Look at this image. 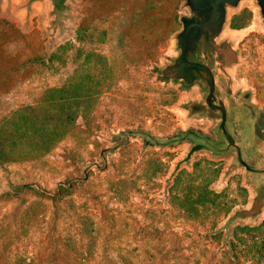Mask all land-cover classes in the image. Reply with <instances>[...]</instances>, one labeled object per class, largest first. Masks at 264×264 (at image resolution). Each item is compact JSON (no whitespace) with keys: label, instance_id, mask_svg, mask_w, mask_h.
<instances>
[{"label":"rangeland","instance_id":"1","mask_svg":"<svg viewBox=\"0 0 264 264\" xmlns=\"http://www.w3.org/2000/svg\"><path fill=\"white\" fill-rule=\"evenodd\" d=\"M190 14L186 0H0V130L49 87L88 73V93L103 85L76 108L77 126L50 153L22 160L39 145V129L28 126L37 133L28 141L18 119V137L0 141V264H66L75 204L96 222L87 264L118 255L132 264H264V173L246 170L235 148L225 149L218 121L192 109L202 89L160 75L179 55L181 17ZM224 40L238 50L237 63L216 62L232 93L229 109L237 119L246 117L243 104L263 111L264 15L255 0L227 7ZM67 41L65 65L27 62ZM230 129L244 160L264 168V141L247 123ZM69 183L62 199L35 192L52 197ZM35 205L37 216L27 219Z\"/></svg>","mask_w":264,"mask_h":264},{"label":"trees","instance_id":"2","mask_svg":"<svg viewBox=\"0 0 264 264\" xmlns=\"http://www.w3.org/2000/svg\"><path fill=\"white\" fill-rule=\"evenodd\" d=\"M104 34L105 33L102 34L103 37H105ZM79 38L83 39V37ZM70 47L71 42L67 41L64 44L59 45L46 60H42L40 57H33L27 62L39 61L40 64L52 69L58 64L60 66L65 65L67 61V52ZM91 74L92 73H88L86 77L82 76L84 79L79 82H72V80L69 79L61 86L49 87L46 89L43 96L39 97L35 103L22 105L19 109L13 112L10 118L4 117L3 123L4 125L8 124V127L0 130V141L6 145L8 139L18 137V128L16 127V123L14 121L15 119H18L22 122V126L24 127V129L21 127V137L28 141H32L34 139L31 135L37 134L31 129L29 130L28 126L31 127L37 125L39 129V145L35 150L30 148L24 150L23 153H21L22 160L31 161L50 153L58 143L72 134L74 126H77V120L80 115L76 112V108L79 109L86 103L91 102V100L97 97L99 92H101V88L103 86L102 83L98 85L100 87L98 90L90 89L88 93L86 79L89 76H94ZM199 146L195 147V149L200 148ZM5 147L0 151V157L6 156ZM11 149L12 151H10L7 156H14L16 146H11ZM24 186L26 185H21L20 188L22 189ZM74 186V183H69L68 185L61 184L58 186L56 195L52 197H49L50 195L48 196L45 191L37 190L35 192L41 197L56 200L70 195ZM26 187L33 189L29 186ZM9 194L11 195V193ZM79 207L83 208V206H78L76 204L73 205V213L70 214L74 220V224L77 226L75 229L76 236L73 238L66 237L64 246L68 252L62 249L63 254L66 256L68 255V258H64L66 259V264H69L71 261H74V264L77 262V264H80L83 262L82 260H91L94 258V254L96 252L98 242L96 222L90 213L80 211ZM34 208H36V205L27 206L24 213L27 219L37 216ZM22 224L24 226L30 225L28 221L27 223ZM123 250L130 251L128 248H122L121 251ZM118 256L120 260L114 261L108 259L106 260L107 264H132L123 255ZM59 258L61 260L63 257ZM25 261L19 258L17 259V264H28L24 263ZM82 264L87 263L83 262Z\"/></svg>","mask_w":264,"mask_h":264},{"label":"flooded vegetation","instance_id":"3","mask_svg":"<svg viewBox=\"0 0 264 264\" xmlns=\"http://www.w3.org/2000/svg\"><path fill=\"white\" fill-rule=\"evenodd\" d=\"M196 21L198 19L192 16V12L190 15L181 17L182 25L177 35L180 51L175 61L165 69L166 77H175L184 86L193 87L196 85L203 90L201 99L194 101L195 103L191 107L197 113L217 120V129L220 130L223 116L222 111L214 108V106L222 104L226 112L225 127L228 130H231L230 124L235 122L247 123L253 137L264 141V111H257L254 107L243 104L241 107L245 108L246 117L237 119L233 116L227 99L228 97L231 98L232 93L229 92L225 77L221 74L220 67L216 63L221 61L224 65L222 54L209 41L207 32L200 33V29L195 26H191L189 31H186L187 27ZM198 64L204 65L207 69L199 67ZM212 87H214L212 99L207 102ZM230 132L238 141L233 132ZM219 144L216 143V146Z\"/></svg>","mask_w":264,"mask_h":264},{"label":"water","instance_id":"4","mask_svg":"<svg viewBox=\"0 0 264 264\" xmlns=\"http://www.w3.org/2000/svg\"><path fill=\"white\" fill-rule=\"evenodd\" d=\"M239 1L240 0H186V4L190 8L192 16L198 19V21L188 26L186 31L188 32L191 26H195L200 29V33L207 32L209 41L213 45H215V47L222 54V59L225 66H231L238 62V50L234 48L233 44L230 41L224 40L223 42L218 43L217 38L220 36L227 21V7H235L239 4ZM255 1L259 5L262 15H264V0ZM198 66L203 69H207L204 65L198 64ZM164 73L165 67L160 69V75L163 76ZM210 75L212 74L210 73ZM213 88L214 87H212L211 93L207 98V102H210L212 99V93L214 91ZM214 108L222 111L223 117L220 131L227 142V146L225 149L235 148L238 161L242 166L245 167L246 170L255 173H264V168L253 167L244 160L240 144L235 140L230 131L225 127L226 112L223 105L221 104L216 107L214 106Z\"/></svg>","mask_w":264,"mask_h":264}]
</instances>
